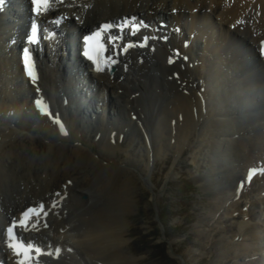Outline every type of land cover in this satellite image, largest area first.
Instances as JSON below:
<instances>
[{
  "label": "bare ground",
  "instance_id": "bare-ground-1",
  "mask_svg": "<svg viewBox=\"0 0 264 264\" xmlns=\"http://www.w3.org/2000/svg\"><path fill=\"white\" fill-rule=\"evenodd\" d=\"M28 4L29 0L19 5L11 1L14 20L0 14V254L7 262L18 261L7 247L8 222L44 202L47 220L36 217L40 224L22 232L28 242L62 247L58 260L46 255L44 262L139 264L124 245L135 197L133 167H116L131 161L138 167L131 158L133 143L149 160L170 151L176 159L189 153L194 176L217 200L210 216L220 209L237 213L239 228L230 226L236 231L234 238L258 244L264 235L254 234L256 226L250 221L256 218L264 226V177L255 178L241 194L238 185L250 167L264 164V64L258 57L264 42V0L67 1L42 18L51 24L65 16L54 24L58 38L37 49L41 79L36 85L28 84L13 45L14 40L24 44L21 30L29 19ZM129 15L149 20L154 30L144 34L155 38L148 48L118 57L113 74H88L93 79L88 90L94 96L80 102L68 64L76 60L72 67L78 75L87 72L76 52L71 59L65 54L70 44L75 47L70 39L102 21ZM164 20L168 27L157 30L155 25ZM162 31H168L167 42L161 40ZM184 40H189L188 49ZM37 94L64 116L68 136H61L35 111ZM98 102L103 114L87 119L85 114L91 117ZM107 107L115 111L114 118L109 111L106 119ZM38 139L59 147L36 145ZM149 164L145 161L146 169H139L147 186ZM248 191L254 194L250 201L244 200ZM83 195L88 199L82 200ZM101 196L106 197L101 201ZM109 203L110 207L102 205ZM239 247L224 249L220 261L228 259V250Z\"/></svg>",
  "mask_w": 264,
  "mask_h": 264
},
{
  "label": "rangeland",
  "instance_id": "rangeland-1",
  "mask_svg": "<svg viewBox=\"0 0 264 264\" xmlns=\"http://www.w3.org/2000/svg\"><path fill=\"white\" fill-rule=\"evenodd\" d=\"M94 135L95 133L92 134ZM69 143L77 145V142ZM36 145L59 147V143L49 144L44 139H38ZM194 151L200 152L197 149L192 150ZM131 158L137 163V168H134V162L130 159L132 165L127 163L128 165L116 167H133L135 197L132 209L127 213L128 226L125 230L128 233L126 232L127 240L124 245L126 254L135 256L137 263L264 264V251H260L264 249L260 248L264 245V237L258 242L256 240L260 246L235 239L236 231L231 232L230 226L237 225L239 228L238 222L241 220L237 218V213L226 214L222 211L219 203L217 207L220 210L210 216L217 200L194 176L195 166L189 153L181 159H176L172 152H168L157 159L155 164L152 163L146 174V177H150L148 186L139 172V169H144L145 166L144 151L136 143L131 147ZM218 187L221 188V185ZM105 197L101 196V201ZM253 197L254 194L249 191L244 199L250 201ZM87 199V195L82 196V200ZM64 202L68 204L67 199ZM102 205L110 207V203ZM242 210L246 211V208ZM250 223L256 226L254 234L264 235V226L260 220L255 218ZM203 229L208 233H202ZM234 245L242 247L236 248L235 251L228 250V259L220 261V252Z\"/></svg>",
  "mask_w": 264,
  "mask_h": 264
},
{
  "label": "snow or ice",
  "instance_id": "snow-or-ice-1",
  "mask_svg": "<svg viewBox=\"0 0 264 264\" xmlns=\"http://www.w3.org/2000/svg\"><path fill=\"white\" fill-rule=\"evenodd\" d=\"M4 3H5V0H0V11L3 10ZM31 3L32 5H34L35 11L39 13L41 8L47 7L48 0H31ZM131 20H132V23L128 25L127 27L130 29L129 34L132 36H135L137 32L140 30V25L134 23L136 18H131ZM113 36L115 38L112 39L111 41H108L107 39H105L103 34H97L96 36H89L87 39L83 38V43L85 45V48L82 50V55L86 56L90 60L98 61L100 59V54L105 53V56L103 58L107 59L108 55L110 54L109 52L110 45L119 46L121 48H124L125 51H127L128 48H132L134 46H140V47L146 46L147 41L149 39V37L145 36L143 37L142 41H126L121 46L120 44H118V41L122 40V35L117 36L115 33H113ZM29 42L33 43L34 41L32 39ZM185 59L187 58L185 57ZM251 179H252V175H249L248 180H251ZM10 248L13 250L14 256L18 258L23 257L22 260L17 261V264H29V262L31 261L32 255L34 254L32 249L25 248L19 244H12L10 245Z\"/></svg>",
  "mask_w": 264,
  "mask_h": 264
}]
</instances>
